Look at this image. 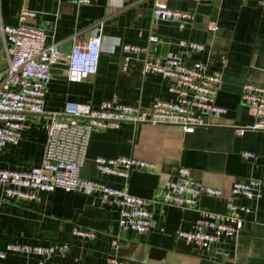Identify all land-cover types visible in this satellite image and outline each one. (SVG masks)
<instances>
[{
	"label": "crops",
	"instance_id": "1",
	"mask_svg": "<svg viewBox=\"0 0 264 264\" xmlns=\"http://www.w3.org/2000/svg\"><path fill=\"white\" fill-rule=\"evenodd\" d=\"M214 14L198 13L192 0H168L171 9L194 13L184 29L175 22L154 21V0H95L89 5L73 0H0V25L17 26L23 10L36 12L26 24L46 32L47 46L69 53L76 40L86 41L101 29L103 51L96 75L81 83L54 80L48 86L46 114L31 116L20 145L0 152V168L26 170L41 166L51 125L50 113H62L69 102L98 108L103 102L146 108L156 100H174L168 82L159 74H144L147 59L163 60L178 52V42L203 45L195 55L182 54L189 65L198 61L208 73L219 72L215 102L225 115L207 117L205 125L186 134L178 127L133 125L93 132L86 163L81 171L87 180L101 181L131 195L146 199L155 220L148 234L121 232L117 209L101 204L97 196L57 189L43 193L36 202L10 199L0 186V251L9 243L36 246L67 243L65 258L47 264H107L109 257L137 264H264V197L259 201L231 194L236 180H264V132L239 129L253 125L254 117L241 99L245 84L264 86V5L249 0H216ZM158 41L153 44L151 37ZM123 45L146 49L125 60ZM7 68L4 44L0 41V83ZM244 151L255 160L242 158ZM135 157L152 162L155 171H132L129 179L101 174L96 159ZM220 190L221 197L201 196L197 208L181 209L160 202L161 194L178 170ZM232 201L252 208L238 234L211 251L198 249L176 236L189 231L197 210L223 212ZM95 231V240L73 236L74 228ZM119 248H112L113 240ZM37 257L7 254L4 264H39Z\"/></svg>",
	"mask_w": 264,
	"mask_h": 264
},
{
	"label": "built area",
	"instance_id": "2",
	"mask_svg": "<svg viewBox=\"0 0 264 264\" xmlns=\"http://www.w3.org/2000/svg\"><path fill=\"white\" fill-rule=\"evenodd\" d=\"M78 4L89 5L95 0H73ZM198 3L200 0H192ZM264 5V0H249ZM37 13L23 10L17 26L0 25V41L4 44L7 68L0 83V152L8 145L18 146L22 141L25 124L31 116L46 114L45 99L52 81L51 68L54 64L68 67L66 76L69 82L81 83L97 74L103 39L101 29L95 30L89 40H76L69 53L56 46H47L44 30L29 26L26 19ZM154 21L175 22L179 29L186 28L194 18V13L171 9L168 0H154ZM156 36L151 37L153 44ZM180 53L170 52L163 60L147 59L143 73L155 72L168 82V90L175 95L174 100H156L151 106L114 104L103 102L93 108L77 102H69L62 113H50L51 125L46 150L40 167L31 169L0 168V186L10 199L23 202H36L43 193L57 189L82 192L97 196L102 205L117 209L121 232H135L145 235L155 229V220L148 200L131 195L126 189H116L101 181L87 180L81 171L87 160L88 148L93 132L118 129L124 123L133 125L173 126L183 133L191 134L205 125L207 117L225 115L227 110L215 102L218 86L221 83L219 72L208 73L206 66L198 61L189 65L182 60V54L195 55L203 50V45L193 41L178 42ZM125 60L131 55L140 54L146 49L123 45ZM241 99L248 107L254 123L248 128L239 129L240 134L251 130L264 132V86L245 84ZM242 158L255 160V154L244 151ZM101 174L129 179L132 171H155L152 162L135 157L96 159ZM231 194L237 198L259 201L264 197V180H236L231 185ZM221 197L222 192L193 180L186 168L178 170L176 177L167 182L160 202L181 209L197 208L201 196ZM198 217L189 231H178L176 236L198 249L211 251L224 240L238 234L246 216L252 208L232 201L225 204L223 212L197 210ZM73 236L81 240H95L97 233L83 228H74ZM116 252L119 240L112 242ZM70 251L67 243L36 246L26 243H9L0 251V264L7 254L33 256L39 264H47L56 257L65 258ZM107 264H137L119 258L109 257Z\"/></svg>",
	"mask_w": 264,
	"mask_h": 264
},
{
	"label": "water",
	"instance_id": "3",
	"mask_svg": "<svg viewBox=\"0 0 264 264\" xmlns=\"http://www.w3.org/2000/svg\"><path fill=\"white\" fill-rule=\"evenodd\" d=\"M218 1L216 0H200L198 2V13L201 14H214L217 8ZM68 70V67L64 64H54L51 68V74H52V81L54 80H61V81H68V78L66 76V71Z\"/></svg>",
	"mask_w": 264,
	"mask_h": 264
}]
</instances>
